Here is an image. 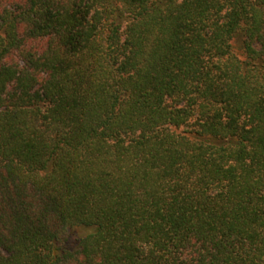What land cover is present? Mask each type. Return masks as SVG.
Masks as SVG:
<instances>
[{
  "label": "trees",
  "instance_id": "obj_1",
  "mask_svg": "<svg viewBox=\"0 0 264 264\" xmlns=\"http://www.w3.org/2000/svg\"><path fill=\"white\" fill-rule=\"evenodd\" d=\"M0 264H264V0H0Z\"/></svg>",
  "mask_w": 264,
  "mask_h": 264
}]
</instances>
